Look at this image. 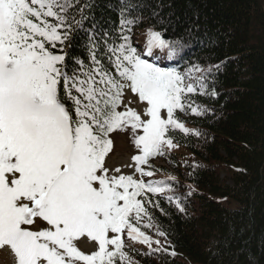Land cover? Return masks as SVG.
I'll list each match as a JSON object with an SVG mask.
<instances>
[{"label": "snow or ice", "instance_id": "6c2138e0", "mask_svg": "<svg viewBox=\"0 0 264 264\" xmlns=\"http://www.w3.org/2000/svg\"><path fill=\"white\" fill-rule=\"evenodd\" d=\"M70 6L68 0H0V249H10L16 264L127 261L125 231L132 240L160 245L137 225L151 221L146 204L158 207L148 197L172 188L168 180L145 181L154 172L144 165L177 147L170 131L191 132L176 119L178 110L207 111L188 97L204 89L211 68L192 65L181 73L144 58L179 59L181 39L149 28L146 52L138 51L127 34L136 18H127L126 6L120 42L104 37L98 53L97 37L89 35L86 64L66 50L81 23L69 19ZM187 36L192 38L191 29ZM154 49L168 56L154 57ZM105 55L107 65L101 62ZM128 89L146 103L143 115L125 105ZM116 131H131L140 178L117 175L119 168L109 174L105 158ZM37 219L48 227L31 230ZM84 236L98 242L97 251L85 254L76 246Z\"/></svg>", "mask_w": 264, "mask_h": 264}, {"label": "trees", "instance_id": "16d2710c", "mask_svg": "<svg viewBox=\"0 0 264 264\" xmlns=\"http://www.w3.org/2000/svg\"><path fill=\"white\" fill-rule=\"evenodd\" d=\"M68 3L69 19L81 22L66 45L75 59L89 63V35L97 37L98 53L104 51V37L109 44L120 42L121 10L127 6V18H136L127 34L138 51L146 52L149 28L185 45L179 59L144 58L181 73L192 65L211 68L204 89L188 97L207 111L178 110L176 119L191 132L170 131L179 150L166 148L144 165L154 172L145 181L171 183V191L148 197L158 207L146 204L151 221L145 218L137 225L160 245L124 242L128 259L117 257L115 264H264V0ZM153 52L157 58L168 56L167 50ZM101 62L107 65L106 55ZM168 196L174 199L169 202ZM150 222L151 228L144 227Z\"/></svg>", "mask_w": 264, "mask_h": 264}, {"label": "rangeland", "instance_id": "374dc122", "mask_svg": "<svg viewBox=\"0 0 264 264\" xmlns=\"http://www.w3.org/2000/svg\"><path fill=\"white\" fill-rule=\"evenodd\" d=\"M129 101L131 103H129ZM124 103L128 107L135 108L143 115L146 103L140 101L138 96L135 93L131 92L130 89L125 91ZM123 110L124 106L122 105L120 107V111ZM140 134H142V131L140 132ZM111 139L113 141L112 151L105 158L107 168H109V174H113V170L119 168L120 173H116L117 175H133L136 178H140L139 173L135 171V162L132 159V157L140 154V150L133 143L131 131H116L111 134ZM175 150L178 151L179 148L175 147ZM153 157H150L149 159H152ZM154 162L157 164H162L160 160H156ZM143 179H145V177H143ZM46 227H48L47 223L40 219H37L35 224L30 226L31 230L33 231H39ZM123 240L124 242H127L128 245L142 243L138 242L137 240L130 239L127 236V231H125V234L123 235ZM76 246L85 253H92L98 250V242L92 241L87 236L81 237L79 240H77ZM111 247L112 246H110V248ZM0 264H16L14 254L10 249H0Z\"/></svg>", "mask_w": 264, "mask_h": 264}]
</instances>
